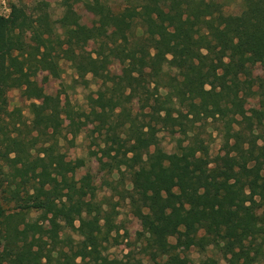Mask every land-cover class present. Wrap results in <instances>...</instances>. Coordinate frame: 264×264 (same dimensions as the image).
I'll return each mask as SVG.
<instances>
[{"label":"trees","instance_id":"trees-1","mask_svg":"<svg viewBox=\"0 0 264 264\" xmlns=\"http://www.w3.org/2000/svg\"><path fill=\"white\" fill-rule=\"evenodd\" d=\"M127 1L114 11L105 0H61L56 21L41 4L0 14V264H130L106 254L126 202L154 264H195L177 253L190 249L214 254L197 264H264V78L252 75L264 70V0H241L238 15L223 12L237 0ZM63 62L99 84L89 112L73 115L103 137L109 196L59 149L69 115L42 84ZM11 90L29 102V123L8 109ZM209 120L225 136L214 160L196 132ZM165 130L183 135L171 153L159 144Z\"/></svg>","mask_w":264,"mask_h":264},{"label":"rangeland","instance_id":"rangeland-1","mask_svg":"<svg viewBox=\"0 0 264 264\" xmlns=\"http://www.w3.org/2000/svg\"><path fill=\"white\" fill-rule=\"evenodd\" d=\"M114 11H120L128 5H132L127 0H105ZM61 0H0V14L7 16L9 14V8L11 5L16 4L26 8L29 12L33 11L40 4L51 16L53 21L58 20L63 14V8L60 5ZM76 11L80 16L81 23L86 26H91L93 22V12L90 7L85 4H80L76 7ZM242 11L241 0H237L233 3L227 4L223 8V12L226 15H238ZM140 34V31H137ZM93 44L89 43L86 50L93 49ZM62 72L58 79L50 78L47 83L42 84L41 79L44 76L39 75L37 82L42 84L46 93L50 95L58 96L61 105L64 106L69 116H64V129L62 131L61 138L59 140V149L66 156V160L73 164L75 160H83L84 167H77V176L88 172H91L95 177L96 185L99 188V197L109 196V191L104 185V181L116 180L115 175L111 178L105 169L100 170L98 159L100 158V149L103 148V137L97 133H92V126L84 121L81 117L75 118L82 112L88 113V101L89 95H93L98 89V82L91 80V77H86L87 82L84 83L77 78L74 71L71 69L68 63H61ZM112 71H116V66L112 68ZM252 75L264 78V70L260 65L252 67ZM8 109L12 110L14 107L22 110V114L29 123L30 115L27 109L29 102L25 101L18 90H11L7 94ZM245 107L248 109L256 107V100L254 98H243ZM138 105L132 103L130 106L131 111L138 113ZM74 113L75 116L73 115ZM200 125V124H198ZM200 137H202L209 145V156L211 159L221 157L224 151L223 141V125L218 120H209L207 123H203L200 127H197L196 131ZM178 138H183V135L179 133H172L168 131H160L158 133V140L160 147L166 152H173L177 146ZM105 161V159L103 160ZM53 179L59 178V173H53L49 175ZM128 182V179L125 180ZM119 215L116 219V223L119 227V233L116 237L117 243L108 249L107 256L109 259L126 260L128 257L130 264H154L149 261L142 248V239L140 234L142 233V227L138 219H136L129 212V208L126 203H122L118 209ZM36 215L32 214L31 218H35ZM115 236V235H114ZM179 256H187L193 263L197 264L200 260L206 257L213 256L212 252L206 254H198L194 249L188 251L179 250L177 252ZM155 264H160L156 262Z\"/></svg>","mask_w":264,"mask_h":264}]
</instances>
